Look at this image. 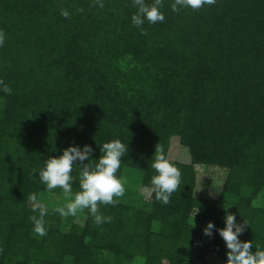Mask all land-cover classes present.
I'll list each match as a JSON object with an SVG mask.
<instances>
[{
	"label": "trees",
	"instance_id": "1",
	"mask_svg": "<svg viewBox=\"0 0 264 264\" xmlns=\"http://www.w3.org/2000/svg\"><path fill=\"white\" fill-rule=\"evenodd\" d=\"M174 2L162 0L163 22L138 28L133 0H0V80L12 89L0 85V264H210V253L227 262V214L247 221L241 242L264 250V0L179 12ZM174 136L189 163L168 158ZM117 139L128 147L117 176L133 170L139 188L99 205L112 221L47 208V235L35 234L29 194L63 195L40 181L45 161L89 145L94 164ZM156 146L181 171L167 205L140 194L156 175ZM196 165L229 170L218 199L195 196ZM79 173L77 161L73 193Z\"/></svg>",
	"mask_w": 264,
	"mask_h": 264
},
{
	"label": "clouds",
	"instance_id": "2",
	"mask_svg": "<svg viewBox=\"0 0 264 264\" xmlns=\"http://www.w3.org/2000/svg\"><path fill=\"white\" fill-rule=\"evenodd\" d=\"M95 3L100 8L104 7L102 0H95ZM215 3L216 0H175L171 8L175 12H179L180 8L188 7L199 10L205 5H214ZM133 6L137 7L138 11L132 16V23L138 28L144 23L145 18L152 24L163 22L165 19L159 10L162 6V0H155L151 5L146 4L145 0H133ZM78 11H83V9H78ZM61 15L69 18L70 13L67 10H62ZM141 34L147 35L146 30L141 28ZM4 42L5 34L0 31V46ZM0 85H3V91L6 94L12 93V89L4 84L3 80H0ZM100 151L101 156L93 164L91 162L93 152L91 146L85 145L82 150L78 146H70L63 151L61 156L49 157L45 161V167L39 171V179L46 185L47 191L51 192L57 188L63 191L66 203L55 208V211L62 218L76 217L78 212L88 210L97 226L112 221L111 216L100 214L99 205L115 206L118 203L117 198L125 195L126 181L122 177H118L117 172L121 167L122 157L128 152V147L117 139L101 145ZM85 160L89 162L85 164ZM77 161L80 165V190L73 193L71 173L74 165H77ZM151 167L156 172V175L151 178V188H142L140 194L154 193L158 201L167 205L170 203L171 195L180 188L181 171L166 158L163 150L157 146ZM33 173L36 171L33 170ZM28 200L32 203V211L39 213V216L32 215L29 217L34 225L33 231L38 236L44 237L47 235L45 227L47 206L38 199L35 193L29 194ZM246 225H248L247 221L244 220L243 224H237L234 215H226L225 227L219 229V234L228 249L226 264H264V250L257 246L253 252L252 241L241 242L238 239ZM213 228V223L209 222L204 229V234L211 236Z\"/></svg>",
	"mask_w": 264,
	"mask_h": 264
},
{
	"label": "rangeland",
	"instance_id": "3",
	"mask_svg": "<svg viewBox=\"0 0 264 264\" xmlns=\"http://www.w3.org/2000/svg\"><path fill=\"white\" fill-rule=\"evenodd\" d=\"M168 158L182 163H189L191 161L189 149L182 145L178 136H174L171 139V146L168 150ZM195 169L197 173L196 187L194 190L195 196L218 199L228 176L229 170L223 167H205L202 165H196ZM123 179L126 181L125 189L137 190L139 188L138 174L133 172V170H127L123 176ZM144 197L146 200H151V192H146ZM39 200L43 202L48 209L54 210L55 208L63 206L66 203L64 195L59 194H50L46 197L42 196ZM29 204L32 206L31 202ZM197 216L198 210L196 209L192 214V222L197 223ZM197 254L198 252L195 250L189 258H193ZM206 260L210 264H226V261L221 259L215 253L208 254L206 256ZM188 262L191 263L192 261L190 260ZM200 264L205 263L200 262Z\"/></svg>",
	"mask_w": 264,
	"mask_h": 264
}]
</instances>
